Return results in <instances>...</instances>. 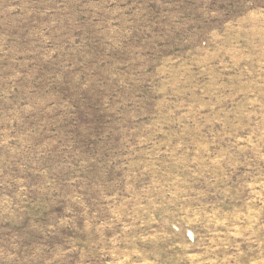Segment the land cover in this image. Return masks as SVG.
Returning <instances> with one entry per match:
<instances>
[{
	"label": "rangeland",
	"instance_id": "374dc122",
	"mask_svg": "<svg viewBox=\"0 0 264 264\" xmlns=\"http://www.w3.org/2000/svg\"><path fill=\"white\" fill-rule=\"evenodd\" d=\"M0 264H264V0H0Z\"/></svg>",
	"mask_w": 264,
	"mask_h": 264
}]
</instances>
